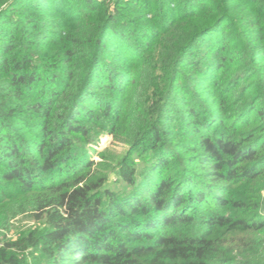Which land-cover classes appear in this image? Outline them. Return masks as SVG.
Masks as SVG:
<instances>
[{
	"label": "trees",
	"instance_id": "trees-1",
	"mask_svg": "<svg viewBox=\"0 0 264 264\" xmlns=\"http://www.w3.org/2000/svg\"><path fill=\"white\" fill-rule=\"evenodd\" d=\"M103 132L127 150L99 172ZM18 215L0 264H264V0H0Z\"/></svg>",
	"mask_w": 264,
	"mask_h": 264
},
{
	"label": "rangeland",
	"instance_id": "rangeland-1",
	"mask_svg": "<svg viewBox=\"0 0 264 264\" xmlns=\"http://www.w3.org/2000/svg\"><path fill=\"white\" fill-rule=\"evenodd\" d=\"M114 136L103 132L99 138L92 144V159L97 162L94 169L102 171L104 164L110 163L113 159L121 157L127 150V146L122 142L121 135ZM108 188L111 190H127L126 184L120 179L117 173H110ZM36 224L27 215H18L8 223V228H0V239L4 236L7 239H15L20 232L34 227ZM264 238V237H263ZM0 241V245H1Z\"/></svg>",
	"mask_w": 264,
	"mask_h": 264
}]
</instances>
